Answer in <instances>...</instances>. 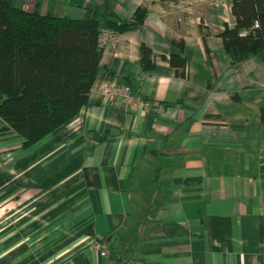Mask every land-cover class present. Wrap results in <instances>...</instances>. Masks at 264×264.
<instances>
[{"label": "crops", "instance_id": "1", "mask_svg": "<svg viewBox=\"0 0 264 264\" xmlns=\"http://www.w3.org/2000/svg\"><path fill=\"white\" fill-rule=\"evenodd\" d=\"M12 2L76 19L146 14L105 46L70 122L25 148L0 118V264H264V63L225 54L218 34L235 24L232 0ZM103 81L129 85L134 102H105ZM157 168L163 204L126 251L120 237Z\"/></svg>", "mask_w": 264, "mask_h": 264}, {"label": "trees", "instance_id": "2", "mask_svg": "<svg viewBox=\"0 0 264 264\" xmlns=\"http://www.w3.org/2000/svg\"><path fill=\"white\" fill-rule=\"evenodd\" d=\"M233 27L218 36L230 63L256 56L264 63V0H232ZM145 7L131 20L107 11L82 19L41 14L0 0V118L22 138L27 148L70 122L86 104L105 45L104 28L114 36L143 24ZM182 40L175 41L181 47ZM151 49L140 46L141 61L151 68ZM169 63L184 75L187 60L172 53ZM264 121V109L261 111ZM158 168L139 189V219L120 237L126 251L151 229L163 204ZM112 258L119 259L111 253Z\"/></svg>", "mask_w": 264, "mask_h": 264}, {"label": "built area", "instance_id": "3", "mask_svg": "<svg viewBox=\"0 0 264 264\" xmlns=\"http://www.w3.org/2000/svg\"><path fill=\"white\" fill-rule=\"evenodd\" d=\"M116 36H114L109 30L106 28L103 29L100 41L105 46L110 43H114ZM99 94L101 95L102 99L107 102L113 99H120L125 102H134V94L129 85H117L110 81H103L99 85ZM142 107L145 106L143 101L139 102ZM101 256H107V252L102 249L100 251Z\"/></svg>", "mask_w": 264, "mask_h": 264}, {"label": "rangeland", "instance_id": "4", "mask_svg": "<svg viewBox=\"0 0 264 264\" xmlns=\"http://www.w3.org/2000/svg\"><path fill=\"white\" fill-rule=\"evenodd\" d=\"M26 7H24L23 9H25ZM135 223V222H134Z\"/></svg>", "mask_w": 264, "mask_h": 264}]
</instances>
